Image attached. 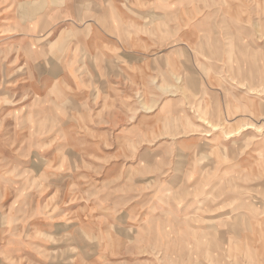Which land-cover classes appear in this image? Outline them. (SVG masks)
<instances>
[{"label":"rangeland","instance_id":"374dc122","mask_svg":"<svg viewBox=\"0 0 264 264\" xmlns=\"http://www.w3.org/2000/svg\"><path fill=\"white\" fill-rule=\"evenodd\" d=\"M0 264H264V0H0Z\"/></svg>","mask_w":264,"mask_h":264}]
</instances>
